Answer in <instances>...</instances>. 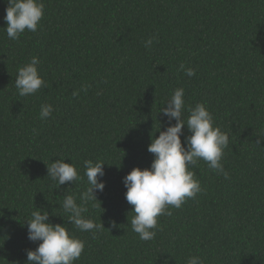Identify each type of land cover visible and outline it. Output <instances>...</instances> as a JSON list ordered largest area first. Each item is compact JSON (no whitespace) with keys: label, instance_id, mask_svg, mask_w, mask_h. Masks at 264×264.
Segmentation results:
<instances>
[{"label":"trees","instance_id":"16d2710c","mask_svg":"<svg viewBox=\"0 0 264 264\" xmlns=\"http://www.w3.org/2000/svg\"><path fill=\"white\" fill-rule=\"evenodd\" d=\"M42 2L38 30L11 40L0 0V264H27L39 242L27 238L26 220L37 208L84 241L74 264H186L189 256L264 264V0ZM33 56L45 86L21 97L15 77ZM177 88L185 119L203 103L228 134L221 163L229 178L198 160L190 170L203 191L169 206L155 238L143 241L131 229L123 177L150 167L148 145L169 126L159 111ZM45 103L54 111L41 120ZM190 134L185 125L182 144ZM57 159L81 179L59 186L47 177ZM85 160L105 163V188L84 213L103 223L95 235L70 224L62 207L66 195L81 203Z\"/></svg>","mask_w":264,"mask_h":264},{"label":"clouds","instance_id":"9594fccd","mask_svg":"<svg viewBox=\"0 0 264 264\" xmlns=\"http://www.w3.org/2000/svg\"><path fill=\"white\" fill-rule=\"evenodd\" d=\"M7 7L4 20L6 22L7 37L17 40L26 30L36 32L38 24L44 14L42 0H6ZM155 37L145 42L149 48ZM40 60L33 56L31 60L18 68L15 77V87L19 96L27 97L35 94L45 86L43 78L38 72ZM189 78L195 76L193 68L179 66ZM86 90V88H85ZM73 92V96H78ZM161 107L160 113L167 118L169 126L159 131L158 137L152 138L148 145V152L153 154L149 168H133L125 177L123 183L127 191L125 199L132 206L135 214L130 221L131 229L143 241L153 240L158 229V217L171 215L169 206L180 208L187 199L195 198L203 191L200 181L195 178V172L190 170L197 161L202 159L207 166L221 174L225 179L229 174L221 163L224 149L228 147L229 136L214 126L212 114L203 103L187 108L188 116L184 118L185 100L184 89L174 90L171 98ZM54 109L51 104L40 106L39 118L46 120L51 117ZM175 120V123L171 122ZM191 133L186 136L182 144L184 126ZM104 162L85 160L84 175L87 177L88 187L80 193L78 204L73 195H66L62 207L68 213V221L77 229L92 232L104 229L103 223L97 224L90 218H85L86 205L90 201H99L96 193L103 192L105 181ZM47 171L52 181L59 186L67 182H76L81 179L78 170L72 163L57 159L47 165ZM101 207V202L100 205ZM102 208V207H101ZM104 211V209H103ZM27 238L32 242H39L35 250H27V264H74L81 257L85 243L71 235L65 225L53 224L49 221V213L37 210L32 211L31 218L27 219ZM112 227H117L111 221ZM186 264H204L198 256H189Z\"/></svg>","mask_w":264,"mask_h":264}]
</instances>
